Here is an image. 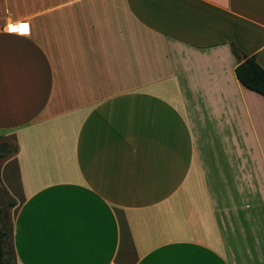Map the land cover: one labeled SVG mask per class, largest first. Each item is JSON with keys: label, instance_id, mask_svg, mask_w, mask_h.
I'll use <instances>...</instances> for the list:
<instances>
[{"label": "crops", "instance_id": "crops-1", "mask_svg": "<svg viewBox=\"0 0 264 264\" xmlns=\"http://www.w3.org/2000/svg\"><path fill=\"white\" fill-rule=\"evenodd\" d=\"M247 56L264 0H0L13 264H264Z\"/></svg>", "mask_w": 264, "mask_h": 264}, {"label": "trees", "instance_id": "trees-1", "mask_svg": "<svg viewBox=\"0 0 264 264\" xmlns=\"http://www.w3.org/2000/svg\"><path fill=\"white\" fill-rule=\"evenodd\" d=\"M233 51L238 58L242 57L236 48L233 49ZM235 72L237 78L244 86L264 95V68L257 62L254 56H247L241 60L237 64ZM13 149L14 148L9 145V147L5 149V152L0 153V158L8 155ZM13 205H15V203L11 201L6 204L9 208ZM0 220H2L1 215ZM9 232L12 233V226L10 227L3 222L2 227H0V264H9L16 258L12 241L9 248H7Z\"/></svg>", "mask_w": 264, "mask_h": 264}, {"label": "rangeland", "instance_id": "rangeland-1", "mask_svg": "<svg viewBox=\"0 0 264 264\" xmlns=\"http://www.w3.org/2000/svg\"><path fill=\"white\" fill-rule=\"evenodd\" d=\"M9 143L4 139V137H0V153L5 152V149L9 147ZM3 159V157L0 158V161ZM10 196L0 183V215L2 220H0V227H2L3 222L6 223L8 226H12L13 219H12V209L7 207L6 204L9 202ZM7 238V248H9L11 244V233H8ZM14 260H12L9 264H13Z\"/></svg>", "mask_w": 264, "mask_h": 264}, {"label": "built area", "instance_id": "built-area-1", "mask_svg": "<svg viewBox=\"0 0 264 264\" xmlns=\"http://www.w3.org/2000/svg\"><path fill=\"white\" fill-rule=\"evenodd\" d=\"M22 27L23 26L21 24H19V26L17 27V30L20 31Z\"/></svg>", "mask_w": 264, "mask_h": 264}, {"label": "snow or ice", "instance_id": "snow-or-ice-1", "mask_svg": "<svg viewBox=\"0 0 264 264\" xmlns=\"http://www.w3.org/2000/svg\"><path fill=\"white\" fill-rule=\"evenodd\" d=\"M23 27L26 29L27 28V25H23ZM12 30H14V29H12Z\"/></svg>", "mask_w": 264, "mask_h": 264}]
</instances>
